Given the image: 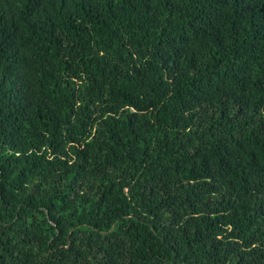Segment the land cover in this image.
Here are the masks:
<instances>
[{
	"label": "trees",
	"instance_id": "16d2710c",
	"mask_svg": "<svg viewBox=\"0 0 264 264\" xmlns=\"http://www.w3.org/2000/svg\"><path fill=\"white\" fill-rule=\"evenodd\" d=\"M0 264H264V0H0Z\"/></svg>",
	"mask_w": 264,
	"mask_h": 264
}]
</instances>
